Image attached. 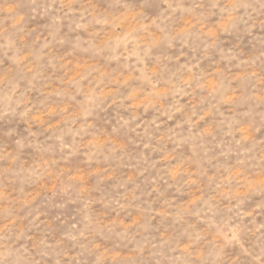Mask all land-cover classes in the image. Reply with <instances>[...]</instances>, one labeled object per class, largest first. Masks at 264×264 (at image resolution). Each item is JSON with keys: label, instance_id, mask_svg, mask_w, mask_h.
<instances>
[{"label": "clouds", "instance_id": "9594fccd", "mask_svg": "<svg viewBox=\"0 0 264 264\" xmlns=\"http://www.w3.org/2000/svg\"><path fill=\"white\" fill-rule=\"evenodd\" d=\"M0 264H264V0H0Z\"/></svg>", "mask_w": 264, "mask_h": 264}]
</instances>
